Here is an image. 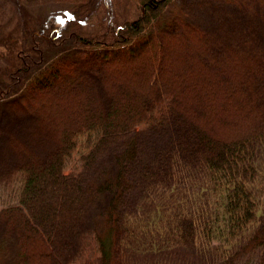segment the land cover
I'll use <instances>...</instances> for the list:
<instances>
[{"label": "trees", "instance_id": "16d2710c", "mask_svg": "<svg viewBox=\"0 0 264 264\" xmlns=\"http://www.w3.org/2000/svg\"><path fill=\"white\" fill-rule=\"evenodd\" d=\"M17 1L0 0V143L21 159L0 170V264H264V0H222L247 14L216 29L135 0L88 34L93 0ZM53 2L77 18L53 28ZM86 235L91 263L71 259Z\"/></svg>", "mask_w": 264, "mask_h": 264}, {"label": "rangeland", "instance_id": "374dc122", "mask_svg": "<svg viewBox=\"0 0 264 264\" xmlns=\"http://www.w3.org/2000/svg\"><path fill=\"white\" fill-rule=\"evenodd\" d=\"M95 3H92L90 6L95 8H89L90 17L89 20H87L84 24L85 32L91 33L95 27L98 26V19L102 20H113L114 22L117 21H123L125 19H132L138 14V9L135 5V0H93ZM181 6L185 7L186 10L190 11V15L194 21H196L198 24L200 22L203 25H207V29H212L219 26H223L222 28H229V27H237L240 28V23L242 19L243 14H247V10L244 8L236 7V5L229 3L223 4L222 0H176ZM18 7L20 10H24L27 12L26 5L28 7L30 6V3L38 2L37 0H18ZM53 5L51 6L52 9V16L50 17L51 23L54 27H58L66 18H69L70 20H75L76 11L74 8L68 7V4L64 3H56L53 2ZM99 4V5H98ZM39 5V4H38ZM50 5V4H49ZM66 5V6H65ZM235 8V9H234ZM8 8H5V3H3V9L7 10ZM238 9V10H237ZM40 11V9L38 8ZM36 13H33L32 16H35ZM101 13V14H100ZM98 15V16H96ZM26 19H29V17ZM240 20L238 23L237 21ZM85 21V19H84ZM112 21V22H113ZM227 23L228 26L225 24ZM60 27V26H59ZM28 28V27H27ZM51 32V30H50ZM38 45V44H36ZM90 58H81L79 60V67L78 69H83L84 66L91 64ZM4 62L0 61V65ZM203 95V94H202ZM47 105L54 104V101H52V98L47 101ZM197 100L191 99L186 100V104L189 106H192L193 108H197L196 104ZM64 109H74L76 108L74 103H72L69 100L67 101H60V103L56 106H59ZM56 106H49L48 109H51L49 114H54V118H56V115L58 112H54V109ZM80 109V107H79ZM75 110H78L76 108ZM201 110V108H200ZM7 108H0V138L5 136L7 133L10 132V130H14L16 127V124L14 120L11 121V116L6 113ZM56 111V109H55ZM58 111V110H57ZM191 112V111H190ZM63 115V113H61ZM62 122V119L60 120ZM59 122V126H61V123ZM50 126L52 128H56L58 126V123L55 124L54 120ZM56 125V126H55ZM9 131V132H8ZM85 136L83 134H80L76 137V145L75 149L72 154V159L68 162V164L65 167V172H68L69 170H72L77 164H78V158L81 153L85 152L87 150V146L85 145ZM1 141V140H0ZM8 143H0V170L6 169V167L9 165L10 158L12 157V153L16 152L15 146L14 148H10L8 146ZM11 155V156H10ZM34 156H38L35 153H33ZM15 161H20L21 159L12 157ZM26 159V158H25ZM2 247H0V262L3 261L5 258L9 256V253L11 252V248L9 246L8 241H3V243L0 244ZM73 256H71V259L80 261L85 260L87 263H91L95 257L98 255L97 247L94 244V241L89 235L84 236V238L80 239L79 244L77 248L74 247ZM72 260V261H73Z\"/></svg>", "mask_w": 264, "mask_h": 264}]
</instances>
